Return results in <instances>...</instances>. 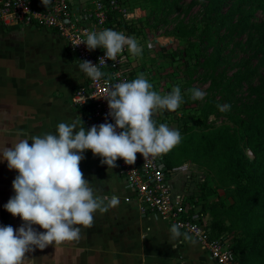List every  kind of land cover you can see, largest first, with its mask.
<instances>
[{"label":"rangeland","instance_id":"obj_1","mask_svg":"<svg viewBox=\"0 0 264 264\" xmlns=\"http://www.w3.org/2000/svg\"><path fill=\"white\" fill-rule=\"evenodd\" d=\"M77 1L92 9L96 0ZM117 1L126 9L130 17H134L136 27L141 31L139 35H133L142 46V55L131 58L129 71L134 73L132 80L139 73H144L148 81L153 84V90L159 94H167L174 86L179 85L184 97V103L177 111L162 110L153 116V119L159 124L162 123L161 119L164 117L165 123L170 128L177 129L181 133L180 143L164 153L169 167L175 174V189L186 191L189 193L188 197L197 198L201 204L203 203L202 197H216L208 192L212 190L210 188H214L218 190L219 197L226 198V203L231 204L232 199L227 198L226 195L234 184L229 179V175L228 179L222 176V165L225 162L221 154L225 152L226 148L220 142L226 140L232 143L234 141L235 129H237L235 118L249 121L253 116V108L262 99L264 93H258L255 90L264 84V65L259 64L260 59L264 58V51L255 54L261 45L264 46V38L260 37L264 28H256L257 25L264 26V4L262 5L264 0H225L226 2L222 3L219 11L223 16H229L228 13L232 9L236 11L231 22L233 27L231 30L223 29L218 34H214L215 30H213L211 34H214L215 41L212 44H208L206 35L201 34L206 25L214 24L220 20L216 14L211 18L205 17L210 0H202L198 3L193 0H169V2L177 1V5L169 13H163L165 8L157 10V6L151 0ZM247 14L251 15L250 27L245 29V27L239 26V23ZM181 23L187 25V29L191 30V25L195 24L198 30L192 34H189L191 32L187 34L175 32V27ZM92 27L96 26L92 25ZM114 28H117L115 31L128 35L126 30L120 29L115 23L113 26L109 23L106 26V29L114 30ZM3 32L6 36L1 34L2 44L10 39L11 43L12 40L18 43L15 47L21 46L25 49L37 47L39 51L47 49L50 52L55 50V47L50 48L53 44L58 51H61L63 64L73 68L67 78H64L67 72L61 71L62 68L57 69V76L61 73L60 79L64 78L62 87H65L67 99L70 88L72 90V87L77 85L82 77V71L78 68V62L76 63L77 57L68 50V43L58 38V34L51 28H32L24 23L10 26ZM196 43L200 44L201 50V57L198 61L191 59L188 64H185L178 59L174 61L170 57L171 54L180 50L185 53L192 52ZM217 51H220L223 60L218 64H209L210 66L207 67L206 62L213 63ZM0 56L4 57L3 52L0 53ZM15 56V59L19 58V54L16 53ZM26 68L24 67L25 70ZM8 76L11 78L12 75ZM18 76L20 77L13 76V81L17 80L15 82H18L19 78L24 80H34L35 78L33 75L28 77L25 73ZM219 81L231 86L232 93L220 91ZM191 88L203 91L204 99H190L188 89ZM60 97H63L62 94ZM17 104H12L14 112L12 111L10 115H15L16 111L20 110ZM212 104L213 107H211ZM218 105H230L231 107L222 112L217 107ZM8 106L9 103L5 106L7 111L10 110H8ZM74 107L76 105L72 104L70 108L74 110ZM5 108L0 106V123L6 115L3 113ZM7 115H9L8 112ZM39 120L42 118L36 121L39 122ZM37 122L16 119L12 127L13 133L17 134L13 136L14 140L19 141L20 136L18 135L22 128L23 131H26L23 132L24 134L21 133L23 135L21 139L27 138L29 144L32 143L27 132L28 130L32 131L33 128L30 125ZM215 136H217L216 139L221 140L218 141L220 143L218 148L212 150L211 146L215 142ZM209 144L211 146L206 147ZM240 144L239 147H243L251 159L256 157L251 148L245 144V140H242ZM195 148L197 149L195 150ZM86 151L84 152L85 159L80 163V169L84 178L95 189V194L111 198L112 195L120 196L127 193L124 181L119 176L117 161V166L111 169L101 163V157L95 156L92 151L88 156L85 154ZM204 151L207 153L204 154ZM1 160L0 168L3 164ZM227 161L230 163V158ZM228 172L231 174V170ZM2 173L3 171L0 169V178L3 176ZM223 180H226L225 184ZM2 188L0 185V226L10 225L18 230L24 221L20 220V217H14L5 209L4 205L10 198H7L8 195L1 196L4 194ZM11 190V193H15L12 187ZM207 215L209 216V214ZM211 219L210 215L207 225L212 221ZM243 224L240 222L236 230L225 234L229 241L234 236L245 234ZM254 224L256 225L258 222ZM78 227L81 228L79 239L64 241L60 244L53 243L43 250L36 248L34 252L26 254L29 264H56L55 262L63 264L62 258L68 254V249L69 254L74 253L76 256L75 264H214L207 256L206 248L197 241L196 243L194 239H185L183 236L171 239V225L166 220L154 216L143 217L135 206L121 201L106 213L97 210L93 214V223L90 227ZM33 228L38 232L45 231L39 225H33ZM191 241L193 244L190 243L191 245L186 246V242ZM181 242L184 243L181 244ZM196 247H199L200 252L204 253L201 256L202 261L193 259L199 251V248L196 250ZM79 259H81V263Z\"/></svg>","mask_w":264,"mask_h":264},{"label":"clouds","instance_id":"obj_2","mask_svg":"<svg viewBox=\"0 0 264 264\" xmlns=\"http://www.w3.org/2000/svg\"><path fill=\"white\" fill-rule=\"evenodd\" d=\"M45 7L51 0H42ZM83 44L89 51L105 50V56L95 65L81 61L80 71L91 80L105 77L100 65L106 59L115 61L125 48L133 56L142 55V46L135 37L126 36L112 29L92 31L86 35ZM190 99L203 100L205 93L200 89H188ZM113 123L93 125L85 130L80 116L71 123L61 122L55 134L46 133L12 142L11 147H0V159L7 161L10 170L19 174L12 182L15 195L4 205L14 217H20L24 224L15 230L12 226H0V264H29L27 253L41 250L51 244L80 238L81 228L90 227L93 214L99 210L106 213L117 206L119 197L99 196L91 183L84 178L80 163L84 152L91 150L101 157V163L113 169L122 158L127 164H135L137 153L145 161L170 151L181 141V133L160 123L153 116L162 110L171 112L184 103L179 85L167 94L153 90V84L144 73L131 81L115 83L107 95ZM220 111L230 105H218ZM117 129H120L118 132ZM33 225H39L44 232H38ZM180 225L170 228V238L185 236Z\"/></svg>","mask_w":264,"mask_h":264},{"label":"built area","instance_id":"obj_3","mask_svg":"<svg viewBox=\"0 0 264 264\" xmlns=\"http://www.w3.org/2000/svg\"><path fill=\"white\" fill-rule=\"evenodd\" d=\"M108 1L107 4L105 0H96L93 8L89 9L88 5H81L77 0H51L47 7L42 0H38L41 7H37L34 0H0V27L24 23L32 28L41 26L55 29L68 43V50L76 55L78 65L81 61L98 65L99 59L105 56V50L97 48L89 51L87 45L83 44L86 35L106 29L109 11L123 12L127 20L134 18L130 17L119 1ZM133 57L125 48L115 61L106 59L105 64L100 65V70L106 75L99 81L91 80L82 72L78 87L71 94V101L76 106L89 108L82 118L85 130H90L93 125L115 124L108 115L110 109L104 97L115 83L131 81L129 67ZM117 163L119 176L127 191L118 196L119 201L135 206L143 217L162 218L171 226L179 224L181 233H186L187 237L206 248L215 264H239L227 235L210 238L207 228L209 216L200 212L201 204H193L189 193L175 189V174L164 154L145 161L142 154L137 153L135 164L129 165L122 158Z\"/></svg>","mask_w":264,"mask_h":264},{"label":"trees","instance_id":"obj_4","mask_svg":"<svg viewBox=\"0 0 264 264\" xmlns=\"http://www.w3.org/2000/svg\"><path fill=\"white\" fill-rule=\"evenodd\" d=\"M151 1L155 3L157 10L165 8L163 13H169L171 10H173L174 6L177 5V1ZM200 1L202 0H193V2L196 3ZM34 2L37 7H41L38 0H34ZM105 2L108 4L109 1L105 0ZM223 2L225 3L226 1L210 0L207 5V14L205 17L211 18L216 14V17L220 19L214 24L206 25L201 33L204 36L206 35V39L209 42L208 44L214 43V34L220 33V31L223 29L231 30L233 27L231 22L234 19L236 11L232 9L228 13L229 16H223L220 14L219 9ZM263 4L264 2L262 1V5ZM108 16L109 18L107 24L109 23L111 26H113L115 23L120 29L126 30L130 35H139L141 33V31L136 27V22H134L135 19L130 21L127 20L118 10L109 11ZM250 17L251 15L247 14L245 18L239 23V26L243 28L245 27V29L247 27L249 28ZM191 27L192 30L187 29V25L181 23L175 27L174 31L181 34H187L189 32H191L189 34H192L198 30V27L195 24L191 25ZM40 28L46 27L40 26ZM256 28H264V26L257 25ZM115 29L117 28H114V30ZM52 30L57 33V30ZM213 30H215V33L211 34ZM58 37L62 39L59 34ZM260 37L264 38V32ZM261 51H264V46L262 45L257 49L255 54L257 55ZM170 57L174 61L178 59V61L185 62V64H188L191 59L198 61L201 57L200 44L196 43L192 52L189 51L185 53L180 50L171 54ZM221 60L223 59L220 56V51H217L213 58V63L207 61L208 63L206 62V66L209 67V64H218L221 62ZM259 64L264 65V58L260 59ZM133 74V72L130 73L131 80ZM218 83L221 87L220 91L228 94L232 93L231 86H228L227 83L224 84L222 81H219ZM78 84L72 87V93L75 92ZM255 90L258 93L264 92V84L262 87H258ZM213 106L214 105L212 104L211 107ZM87 111H89L88 106L77 105V112L80 114L81 119L83 118L84 113ZM252 111L253 116L247 122L240 120L239 118H235L234 122L237 123V129H235L236 135L234 136L235 139L232 143H229L226 140L220 142L221 145L226 148L225 152L221 154L223 156L222 159H224L225 162L224 165H222L223 169L221 170V173L225 179H228L227 177L229 175V179H231L232 183L234 184L233 187L227 191L226 195L227 198L232 199V203L228 205L226 203V198L219 197V192L217 189L210 188L212 190L208 191L209 194L216 195V197H208L207 195V197H202L203 203H201L200 210L203 215H211L212 221L209 223V225H207L211 239L229 234L231 233L230 231L236 230V228H238V224L240 222L244 223L243 229L245 234L243 236H234L231 238L233 254L239 264H264V93L262 95V99L257 103ZM161 122L165 123L166 119L163 117ZM157 124L159 123L157 122ZM214 138L215 142L212 144V146L211 144L206 146H211L212 150L218 148L220 144L218 141L221 140L216 139L217 136ZM242 140H245V144L251 148L253 153L256 155L255 158L251 159L246 153L245 149L243 147H239L241 146L239 143H242ZM196 149L197 148H195V150ZM206 153L207 152L204 151V154ZM229 158L231 160L230 163L227 161ZM229 170H231V174H229ZM225 172L228 173L226 174ZM225 181L226 180H223L224 184L226 183ZM189 199L195 205L200 204V201H198V199L193 196H190ZM257 222L258 224L255 225L254 223ZM183 238H185V236H183ZM188 238L189 237H187V239Z\"/></svg>","mask_w":264,"mask_h":264},{"label":"crops","instance_id":"obj_5","mask_svg":"<svg viewBox=\"0 0 264 264\" xmlns=\"http://www.w3.org/2000/svg\"><path fill=\"white\" fill-rule=\"evenodd\" d=\"M0 29V53L3 52L4 56L3 58L0 56V106L5 108L6 104L9 103L8 110L10 109L7 111L5 108L3 111L6 115H4L2 118L3 121L0 123V147L5 145L11 147L12 142L17 141V139L14 140L13 137L17 134H14L12 131V127L14 126L13 123L16 119H28L37 122L38 119L42 118L43 121L39 120V122L30 125L33 128L32 131H34L28 130L27 135L30 138L46 133L55 134L59 123H71L72 120L76 119L78 116L77 106L74 107V110L70 108L73 104L70 100L72 93L71 88L70 94L67 95L66 99L65 87H62L64 84L63 79L69 76L68 73L73 71V68L71 69L68 65L63 64L64 61L61 57V51H58L53 44L50 48L55 47V50L51 52L47 51V49H43L41 52L37 47H31V49H25L21 46L15 47L18 43L14 40H12L11 43L10 39L2 44L1 34L6 36L3 31L8 29V27H0ZM9 38L11 37L9 36ZM16 53L19 54L18 59H15ZM24 67H27L26 70ZM59 68H62L61 71L67 72L65 73L67 75H65L63 79L59 77L61 73L57 76V69ZM17 70L21 74L16 72ZM11 72H13V74H11ZM16 73L17 75H15ZM23 73L28 77L33 75L35 77L34 80L19 78L18 82H15L17 80L13 81V76L20 77L18 75H22ZM8 75H12L11 78H9ZM58 78L59 81H57ZM60 94H62L63 97H60ZM12 104H17V106L20 107V110L18 109L15 115H10L13 111ZM7 112L9 115H7ZM25 131L26 130L23 131L21 128L18 135L20 136L19 140L23 137L21 133L24 134L23 132ZM86 152L85 154L90 156L89 152H91V150H87ZM1 161L3 164L0 169L3 171V176L0 178V181H2L0 185L3 187L2 190L4 192L1 196L6 197L8 195L7 198H11V196L15 195V193L10 192L12 191L11 187L13 189L12 182L18 175V172L16 170H10L7 166V161ZM21 219L22 218H20V220ZM182 243L184 242H181V244ZM190 243L192 242H186V246L191 245ZM197 245L200 246L199 244ZM198 248L199 247H196V250H198ZM67 252L68 254L64 255L62 258V263L75 264L77 261L75 254H69V249ZM203 254L204 253H201L199 248V251H197L193 259L202 261L201 256H203ZM207 256L209 257V255ZM79 262L81 263V259H79ZM55 263L60 264L59 262Z\"/></svg>","mask_w":264,"mask_h":264}]
</instances>
